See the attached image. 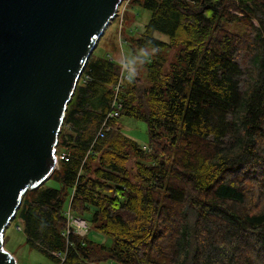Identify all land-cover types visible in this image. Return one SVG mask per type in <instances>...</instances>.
<instances>
[{
  "label": "trees",
  "instance_id": "trees-1",
  "mask_svg": "<svg viewBox=\"0 0 264 264\" xmlns=\"http://www.w3.org/2000/svg\"><path fill=\"white\" fill-rule=\"evenodd\" d=\"M130 5L150 11L124 39L143 53L146 84L129 76L116 91L119 62L93 50L59 134L65 155L15 219L53 264H245L247 238L264 254V205L252 209L248 187L264 185V0ZM236 23L247 31L228 28ZM115 96L119 117L98 137ZM121 117L146 123L147 145L121 130ZM67 208L112 244L80 235Z\"/></svg>",
  "mask_w": 264,
  "mask_h": 264
},
{
  "label": "water",
  "instance_id": "water-1",
  "mask_svg": "<svg viewBox=\"0 0 264 264\" xmlns=\"http://www.w3.org/2000/svg\"><path fill=\"white\" fill-rule=\"evenodd\" d=\"M123 0H0V264L24 194L57 167L69 102Z\"/></svg>",
  "mask_w": 264,
  "mask_h": 264
},
{
  "label": "rangeland",
  "instance_id": "rangeland-1",
  "mask_svg": "<svg viewBox=\"0 0 264 264\" xmlns=\"http://www.w3.org/2000/svg\"><path fill=\"white\" fill-rule=\"evenodd\" d=\"M149 17L150 11L138 6H131L130 0H123L117 16L108 25V27L98 40L96 45L97 48H94L95 53L98 54L111 53L112 55L108 56L111 59L114 58V60H116L117 62L119 61V63L123 55V58L125 59L124 61L126 62L127 73L129 74V76H139L141 78L140 83L142 85L146 84V71L144 67L137 64V57L142 56L143 53L139 51L136 54L130 55L128 52V46L124 42V39L126 37V31L128 34L133 33L135 35H138L140 32H142L143 26L148 21ZM126 19H128V21ZM228 28L230 30L238 32L239 35H242L247 31V25L245 23H236L230 25ZM156 37L162 40H166V36L162 34H157ZM112 42L118 47L116 51H112L110 49ZM122 49L123 53H121ZM118 50L120 51L119 54H117ZM174 52V48L169 50L168 60L172 57ZM243 58V65H245L246 57L243 55ZM118 125L125 134L134 138L141 146L148 144L147 126L145 122L130 117H121L118 120ZM59 154L60 155H57L58 158H61L63 155H65V153L63 152ZM127 166L130 169L131 176H133L135 173L134 158H131L128 161ZM262 174L264 178V169L262 171ZM49 185L56 184L51 182ZM248 187L251 189V207L253 210H257L264 205V185L260 188L249 183ZM22 227L23 223L20 220L14 218L4 232V247L12 255H14L17 260V264H53L52 260H50L46 255L37 251L36 249L31 248L28 245L26 241V235L23 232ZM78 231L81 232L79 229ZM85 233L89 239L94 240L95 242L106 243V245L112 244V239L91 227L90 223H88L86 231L84 230V232L80 233V235H85ZM245 243L247 244L246 246H244L245 248H247L245 252L246 255H248V259L245 264H264V254H259L258 251L253 248V239L247 238L245 240ZM99 264L113 263L101 262Z\"/></svg>",
  "mask_w": 264,
  "mask_h": 264
},
{
  "label": "built area",
  "instance_id": "built-area-1",
  "mask_svg": "<svg viewBox=\"0 0 264 264\" xmlns=\"http://www.w3.org/2000/svg\"><path fill=\"white\" fill-rule=\"evenodd\" d=\"M120 66H121L120 75H119L118 82H117V84L115 86L116 91H118L120 85L125 80H127L129 78V74L127 73V70H126V62L124 60L122 61V63L120 64ZM121 107H122V101L121 100H118L117 97L115 96L114 97V100L112 102L111 110L107 114L105 121L102 123L101 128L99 129V131L97 133V136L98 137H102L103 134H104V131L109 129V126L107 124V121L109 119H112V118H115V117H119V109ZM65 213H66V216L68 217V220H69L70 225H73L76 228V231L79 234L80 233H83L84 230L86 231V229H87V223L83 219L73 217V215L70 213L69 208H67V210H66ZM78 229L81 232H79ZM67 232H69V230H67Z\"/></svg>",
  "mask_w": 264,
  "mask_h": 264
},
{
  "label": "crops",
  "instance_id": "crops-1",
  "mask_svg": "<svg viewBox=\"0 0 264 264\" xmlns=\"http://www.w3.org/2000/svg\"><path fill=\"white\" fill-rule=\"evenodd\" d=\"M126 45H127V44H126ZM119 46H120V45H119ZM119 52H120V51L118 50V51H117V54H119ZM128 52H129L130 55H132V54H136V53H133V52L130 50L129 47H128ZM121 53H123V49L121 50ZM109 55H112V54L110 53ZM108 57H109V56H108ZM109 59H111V58L109 57ZM112 59H114V58H112ZM123 60H125V59L123 58V55H122V59H121L120 63H122ZM118 62H119V61H118ZM120 63H119V64H120Z\"/></svg>",
  "mask_w": 264,
  "mask_h": 264
}]
</instances>
